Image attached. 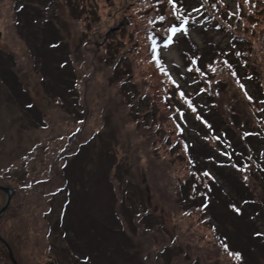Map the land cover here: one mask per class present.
I'll use <instances>...</instances> for the list:
<instances>
[{
  "label": "rangeland",
  "instance_id": "374dc122",
  "mask_svg": "<svg viewBox=\"0 0 264 264\" xmlns=\"http://www.w3.org/2000/svg\"><path fill=\"white\" fill-rule=\"evenodd\" d=\"M176 1L188 7L187 12L180 6L188 33H178L165 48L166 30L180 25L168 0H0V186L16 193L12 209L0 217V234L17 233L16 250L10 248L14 259L18 254L23 264H84V257L90 259L86 264H264V183L252 168L228 167L234 161L227 147L216 150V165L206 158L210 151L197 124L210 117L217 127L218 117L226 119L233 108L240 128L258 135L262 129L264 138V74L257 79L249 66L251 49L264 62V42L250 39L254 30L248 24L264 27V0H254L256 6L218 0L214 17L191 9L202 0ZM110 30L107 50L91 43L102 42ZM220 49L248 98L232 72L201 76L190 62V56L210 62ZM64 57L75 85L66 102L57 96H63L64 83L54 70ZM42 67L53 70L43 74ZM180 93L200 115L187 117L186 107L172 104ZM164 103L178 112L182 128L165 119ZM140 110L149 114L142 118ZM83 116L87 121L79 123ZM185 117L197 122L185 123ZM207 127L208 136L216 134ZM80 129L73 144L94 139L60 157ZM191 168L192 206H180L177 187L182 183L187 191ZM51 170L50 182L38 186L40 202L33 191L23 199L27 192L20 187L50 179ZM5 201L0 189V211ZM189 206L193 210H185ZM156 223L162 228L145 231ZM8 256L1 246L0 260Z\"/></svg>",
  "mask_w": 264,
  "mask_h": 264
},
{
  "label": "trees",
  "instance_id": "16d2710c",
  "mask_svg": "<svg viewBox=\"0 0 264 264\" xmlns=\"http://www.w3.org/2000/svg\"><path fill=\"white\" fill-rule=\"evenodd\" d=\"M237 1L239 2V5H241V4H254L256 6V2L254 0H248V1H246V0H243V1L237 0ZM175 3H176V8L179 9V11L181 12L180 13L179 11H177L176 14L179 15L182 18L185 15V12L180 10V6H181V9H184L187 12H188V7L185 8L184 3L180 2V1H176L175 0ZM202 3H203V5H196V6L191 7V9L194 10V12H195V10L199 11V14H203V12L201 10H206L205 13L208 12L209 16H213V17H214V14L218 13V11H217L218 10L217 8H218V5H219V1L218 0H202ZM149 20L151 21V19H149ZM248 24H249L250 28H252L254 30V34L250 37V39H256V37L259 39V37H261V40L264 42V27H263V25L258 26V24H254L253 22H250V21H248ZM179 27H181V24L179 25ZM21 34L26 36V34H25V32L23 30L21 31ZM111 34H112V32L110 30L107 33V36L104 37L105 39L102 42H99L98 40H96V41L92 40L91 43L93 45H95L96 47H98V45H100V44H103L104 45V49L107 50V47H108L107 41L106 42H104V41L108 40L110 38ZM168 34H166V38H167ZM31 42L32 41L29 40L30 45H31ZM154 42H155L154 39L150 40L151 49L154 46ZM61 44L62 43L60 42L59 45H61ZM254 53H255V51L251 49V52L249 53V58H250L252 64L249 65V66L251 68V72L256 76L257 79L260 80V78H262V76L264 74V62H259L258 57ZM190 59H191L190 62H192V65L194 67H196L197 70L202 74L201 76H205L207 71H209L210 73H214V74L220 73V72H224V71L232 72V74L234 75V78H235L234 79L235 85H236V87L238 89V85L240 83V78L237 77V73L234 70L230 71L231 64L228 62V58L224 57V51H222L221 49H220V51H218L214 55L212 61H210V62L208 61V62L204 63V62H201L199 59L198 60L195 59L192 56H190ZM216 59H218V64L213 65L216 62ZM68 60H69V58H68ZM68 60L65 57L62 59V62H61V60H59L58 63L61 64L62 66H59V68H55L54 69L55 70V74H57V76L60 78V80L64 83L63 96L59 95V94H57V96L60 97V99L64 100L65 102H66L67 90L69 88H72V86L74 85V76H73L71 68L68 67ZM211 66H213L212 69H210ZM111 67L113 68V70L111 72V75H113V73L115 74L117 71L115 69V65L114 64H112ZM42 68H43L42 70H44L43 74H45V73L46 74H50V72H51L50 70H53V69H49V68L46 69L45 67H42ZM213 69H215V71H213ZM0 72H4L1 69V67H0ZM42 79L43 80H42L40 85H42L43 87L46 88V86L43 84V81H46V76L42 75ZM126 80L128 81L129 79H126ZM126 80H125V82H126ZM143 85L146 86V85H148V83L144 82ZM62 87H63V85H62ZM74 87H75V85H74ZM163 87H164V85H163ZM50 88H54V87H50ZM239 92L242 95L240 90H239ZM209 93L212 95L211 92H209ZM143 95H144V93H141L140 99H141V96H143ZM166 96H167V94L165 93V95L163 97L164 101L167 100ZM187 97L188 96L186 94L181 96V98H178L177 96H172V104H173V101H174L175 102V106H176V104L177 105L180 104V105H183L184 107H186L187 108V114H188L187 117H189L191 114L200 115V112L198 110L197 105L194 102L189 104L190 101L188 100ZM242 97L243 98H248V96H246V95H242ZM79 104H80V101L78 100L77 101V105L79 106ZM64 105H65V103H64ZM165 106H166L167 111H168V113L167 112L164 113L166 115L165 119L171 121L172 123H174V125L176 127L182 128L183 127V125H182L183 123L178 121V112L176 113L174 109H170V107L168 105H165V103H164V107ZM236 110L232 108L230 111H228L226 119L225 118L223 119L222 117H218L217 127H212L213 120L210 119V117L207 118L208 120H203L208 125V127L210 126L214 131L216 130V134L214 133L212 136H208V135H210V133H207L208 131H206V129H205V127H207V126L204 123H202V125H199V122H197L194 119H189V121H187V117H185L186 118L185 119V123L197 122L198 126H201V128L203 130L202 131L200 130V131L203 134H205L204 139H205V143H207V145H206L207 146V151H210V153H209L210 155H208L206 158H211L212 161H214L215 165L217 163V159H219L221 157L220 154L217 153V151L225 150V148L227 147L228 151L225 152V153H226V155L229 154L230 158L231 159L233 158L232 161H234L233 163L232 162H226L228 164V167L229 166L232 167V165H235V166L239 167L240 170L241 169H245V171L248 170L249 168H252V171L254 173H256L258 175V178L261 179V182L264 183V148H263L264 138L261 137L262 129L257 131V132H259V135H258V134H255L254 131H248L249 129H246L245 126H243L245 129L244 128H240L239 125H241V124H240V121H239V115L235 114ZM137 113L140 114V116H142V118H144L145 115L149 114V113H144L142 110L137 111ZM139 119L140 118L137 116V120H139ZM78 121H80L79 123H85L87 121V119L83 116ZM224 121H227L229 123V126L226 125V123ZM261 121H264L263 117H261ZM231 126L234 127L235 130L230 128ZM80 131H81V129L79 131L75 132L71 136V140H70L71 145H70V147H69V143H68L66 148H64L63 152L61 153L60 157L69 156L70 152L75 153L77 150L82 149L83 145H85L87 143L89 144V142L94 139L93 137H92L93 139L91 137H88L85 142H78L75 139V143L73 144L72 143V140H73L72 138L73 137H77ZM245 132H249L250 135L246 136ZM249 136H251V137H249ZM215 138L217 139L216 143H214L215 142V140H214ZM220 153L223 154V152H220ZM67 154H69V155H67ZM60 157H59V159H60ZM228 167H226V168H228ZM231 169H232V171L230 170V171L226 172V174H227V176L229 178H231L233 176L234 171H235L234 168H231ZM220 170H222L221 172H224L227 169H225V167H224V168H221ZM193 173H194V171L191 168V171H190V174H189V178H187V182L185 184L187 186V191L185 190V186L183 187L181 185L182 183L180 185H178V187H177L178 188L177 189V195H179V197H177L176 194H175V196L178 199V204L180 206H188L190 203H191V206H192V199H191L192 197H191V194L188 193V190H189V186H190V181L189 180H190V177H191V175ZM52 175H54V173L51 170L48 173V175H47V176L50 177V179L47 178L46 180L32 181L29 184L27 183L24 186L20 187L21 191L27 192V193L21 194L22 198L25 199V200H28L33 195V193L29 192V191H33V192L36 193L35 194V196H36L35 202L39 203L40 202V198H39V195L37 194L39 192L38 186H40L41 184H47L48 182H50V180L52 179ZM0 179H2V178H0ZM229 182H230V180H229ZM241 185L245 189V185L244 184H241ZM222 189L224 191H228L225 187H222ZM183 190H185V192H183ZM175 192H176V190L174 189V193ZM52 193L53 192H48V196H50ZM46 194H47V191L45 193H43L42 195L45 196ZM180 194H182L181 197H180ZM15 195H16V193L14 191V193L12 195V200H11V202H10V204L7 207L6 210L10 211V209H12V207H13L12 204L14 202ZM191 206H189L188 208H185V210L186 209L189 210L190 208L193 210V207H191ZM50 209L51 208L47 207V209L45 210V215H48ZM27 225H28V221H26V223H25V226H27ZM153 227L156 228V229H157V227L159 229L162 228V226L159 223H156V224H153V226H151V227H145V231L146 232H150V229L153 228ZM151 230H153V229H151ZM0 235L3 236V237L2 236L1 237L4 240H6L8 243H10V245L8 243L6 245L2 240H0V247L1 246H5L7 249H8V247L9 248L12 247L14 250H16L15 240H16V238H18V235H17L16 232H14V231L10 232L9 237L4 236L2 233ZM52 246L53 245H50L51 249H52ZM117 251H119V247L118 248H114V252H117ZM72 252H70V254ZM72 255L75 258H77V256H79V255H77L75 253H72ZM7 258L8 259L6 261L0 260V264H14L9 256ZM15 259L19 263L23 264L22 259L20 258V256H18V254H15ZM89 261H90V259H88V257H84L81 260V262H85L84 264L89 263ZM72 264H75V263H72ZM81 264H83V263H81Z\"/></svg>",
  "mask_w": 264,
  "mask_h": 264
},
{
  "label": "snow or ice",
  "instance_id": "6c2138e0",
  "mask_svg": "<svg viewBox=\"0 0 264 264\" xmlns=\"http://www.w3.org/2000/svg\"><path fill=\"white\" fill-rule=\"evenodd\" d=\"M169 4H171L174 13H176L178 10L176 8V3L175 0H168ZM177 19L180 20V24L181 27L177 28L175 25H173L172 27L168 28L166 31L168 33H170V35L168 36L167 40L168 42L166 44H164V47L167 48L172 42V37L176 36L178 33H184L185 35L188 33V29L187 27H185L188 23L187 18H183L181 19V17L179 15H177ZM161 20H163V17H161ZM154 47H155V42H154ZM191 70V69H189ZM213 71H215V69H213ZM181 96H183V93H180Z\"/></svg>",
  "mask_w": 264,
  "mask_h": 264
},
{
  "label": "water",
  "instance_id": "95a60500",
  "mask_svg": "<svg viewBox=\"0 0 264 264\" xmlns=\"http://www.w3.org/2000/svg\"><path fill=\"white\" fill-rule=\"evenodd\" d=\"M0 189H2V190L7 194L6 202H5L4 206L2 207V209H1V211H0V217H1V215L4 213V211L6 210V208L8 207V205L10 204V201H11V197H12V193H13V191H12L10 188H8V187H1V186H0ZM0 239H1V237H0ZM4 243H5V241H4ZM8 249H9V251H10V257H11V260L13 261L14 264H18V263L15 261L13 255H12V252H11V250H10V248H8ZM50 264H54V262H51Z\"/></svg>",
  "mask_w": 264,
  "mask_h": 264
}]
</instances>
